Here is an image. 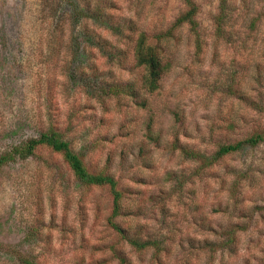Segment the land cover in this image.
<instances>
[{"label":"rangeland","instance_id":"rangeland-1","mask_svg":"<svg viewBox=\"0 0 264 264\" xmlns=\"http://www.w3.org/2000/svg\"><path fill=\"white\" fill-rule=\"evenodd\" d=\"M191 1L0 0V155L53 129L121 191L112 216L49 147L4 162L0 264H264V140L203 160L264 133V0Z\"/></svg>","mask_w":264,"mask_h":264},{"label":"trees","instance_id":"trees-1","mask_svg":"<svg viewBox=\"0 0 264 264\" xmlns=\"http://www.w3.org/2000/svg\"><path fill=\"white\" fill-rule=\"evenodd\" d=\"M189 9L181 13L175 20L176 25L183 22H193V17L196 12V6L191 0H187ZM134 60L137 66L143 70L141 83L144 89L152 92L159 86L161 75L164 71V66L161 63L156 47L149 44L144 33H140L136 38L133 49ZM264 140L263 132H256L247 138L222 144L217 149L214 157L211 159L205 158V163H212L219 157L237 151L245 145H256L258 142ZM38 145H45L52 151L60 153L64 161L68 164L74 177L78 182L86 186L92 185H107L113 196V210L112 216L120 214L121 211V191L117 186V181L111 174L105 172H90L79 154L71 147L70 143L65 140L57 131L47 129L40 133L38 137L29 138L20 145L14 146L7 152L0 155V165L15 158H27L34 153V149ZM197 153H195L196 155ZM113 226L122 233L123 229L111 221ZM147 245L146 243H143ZM22 264H36L27 257L20 258Z\"/></svg>","mask_w":264,"mask_h":264}]
</instances>
